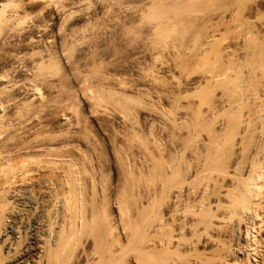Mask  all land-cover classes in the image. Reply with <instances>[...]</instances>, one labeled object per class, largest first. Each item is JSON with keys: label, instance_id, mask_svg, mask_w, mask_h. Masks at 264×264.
<instances>
[{"label": "rangeland", "instance_id": "1", "mask_svg": "<svg viewBox=\"0 0 264 264\" xmlns=\"http://www.w3.org/2000/svg\"><path fill=\"white\" fill-rule=\"evenodd\" d=\"M58 219L70 264H261L264 0H0V264Z\"/></svg>", "mask_w": 264, "mask_h": 264}, {"label": "bare ground", "instance_id": "2", "mask_svg": "<svg viewBox=\"0 0 264 264\" xmlns=\"http://www.w3.org/2000/svg\"><path fill=\"white\" fill-rule=\"evenodd\" d=\"M21 63V62H20ZM23 64V63H22ZM27 64V63H26ZM29 64V63H28ZM22 66H26V65H22ZM21 65H17L16 67L17 68H15L14 69V72H13V70L11 71V72H13V73H11L12 74V76H13V78L14 77H23L24 75H26L27 74V72L25 71L26 69H24V67H22ZM25 68H27V66L25 67ZM10 74V73H9ZM10 74V75H11ZM12 76H11V78H12ZM14 80V79H13ZM15 81V80H14ZM252 182H255V181H252ZM248 184H249V182H247ZM256 183V182H255ZM255 183H253V185L252 186H254L255 185ZM251 184V183H250ZM258 184V183H257ZM256 184V185H257ZM259 185V184H258ZM257 185V186H258ZM251 186V187H252ZM255 188V187H254ZM251 189V188H250ZM249 189V190H250ZM247 190V189H246ZM255 190H256V188H255ZM243 191V190H242ZM254 191V190H253ZM250 192V191H249ZM252 192V191H251ZM254 193H255V191H254ZM253 193V194H254ZM248 194V193H247ZM246 194V195H247ZM251 194V193H250ZM239 195V194H238ZM252 195V194H251ZM255 195V194H254ZM255 198V197H254ZM249 200H250V198H249ZM249 202H252L251 200L249 201ZM233 204H234V202H233ZM232 204V205H233ZM253 207H255V206H253ZM234 208V207H233ZM77 210V209H76ZM240 211V210H239ZM250 211V210H249ZM242 212V211H241ZM258 212V211H257ZM79 213V212H78ZM77 213V214H78ZM239 214V213H238ZM241 214V213H240ZM248 214V213H247ZM76 215V214H75ZM81 215V214H80ZM244 215V214H243ZM257 215V214H256ZM245 217V216H244ZM251 216H249V218H250ZM64 219V218H63ZM63 219H62V221H63ZM77 219V218H76ZM248 219V218H247ZM260 219V218H259ZM59 220V221H58ZM57 220V222L55 223V224H46V226H45V232H46V242L48 243V245L47 246H49V256H48V260L46 261V259L44 260V261H46L45 263H43V264H57V263H59V262H57V261H60V263L61 264H70V260H71V257H72V255H73V253L75 252V248H78V247H76V245H77V240L80 238V234H83V233H80V227H81V232L82 231H84V230H86V229H84L86 226H85V224H79V222L78 223H70L69 224V222H68V226H70L69 227V232H68V234H67V230H65L64 229V231H66V235L65 234H63L64 236H61L60 235V233H61V231H59V230H62V226H65L64 224L61 226V224H62V221H60V219H58ZM66 220V219H65ZM246 220V219H245ZM67 221V220H66ZM72 222V221H71ZM76 222H77V220H76ZM262 222V221H261ZM83 223H85V222H83ZM238 223V222H237ZM72 224V225H71ZM94 224V223H93ZM190 224V223H189ZM240 224V223H239ZM249 224V223H248ZM139 225H141V224H139ZM143 225V224H142ZM110 226V225H109ZM124 226V225H123ZM130 226V225H129ZM148 226V225H147ZM247 226V230H246V234H247V237L248 236H251L252 235V229H250L249 227H248V225H246ZM62 227V228H61ZM67 227V226H66ZM65 227V228H66ZM105 227V226H104ZM141 227V226H140ZM232 227V226H231ZM259 227V226H258ZM15 227H10V226H8L7 228H5V230H4V236L5 237H7V236H14L15 237V239H17V238H19L17 235H18V231L16 230V229H14ZM117 228V227H116ZM122 228V227H121ZM128 228V227H127ZM127 228H126V230H127ZM145 228H147V227H145ZM149 228V227H148ZM239 228H241V227H239ZM260 228V227H259ZM84 229V230H83ZM105 229V228H104ZM115 229V228H114ZM125 229V228H124ZM255 228H253V230H254ZM25 231H26V229H24ZM119 230H120V228H119ZM146 230V229H145ZM150 230V229H149ZM151 230H152V227H151ZM156 230V229H155ZM186 230V229H185ZM232 230H234V229H232ZM236 230H238V229H236ZM256 230V229H255ZM87 232V231H86ZM91 232H92V230H91ZM119 232V231H118ZM235 232V231H234ZM242 232V231H241ZM85 233V232H84ZM115 233V232H114ZM161 233V232H160ZM233 233V232H232ZM239 233V232H238ZM91 234V233H90ZM93 234V233H92ZM111 234V233H110ZM147 234V233H146ZM234 234V233H233ZM29 235H30V239L29 240H26L25 242H24V244H23V248H22V252L20 253V256L18 257V258H16V259H14V262H18L19 264H27L26 262L27 261H30V264H37L38 263V261H40V259H41V256L44 254V246H42L41 245V240H40V237L38 236V232H37V234L35 233V229H33V230H31L30 232H29ZM86 235V234H85ZM84 235V236H85ZM117 235V234H116ZM145 235V234H144ZM158 235V234H157ZM171 235H172V233H171ZM83 236V235H82ZM83 236V237H84ZM119 236H120V234H119ZM131 236V235H130ZM148 236V235H147ZM237 236V235H236ZM255 236V235H254ZM83 237H81V238H83ZM90 237V236H89ZM94 237V236H93ZM143 237V236H142ZM145 237H146V235H145ZM235 237V236H234ZM108 238H111V237H109L108 236ZM249 238V237H248ZM254 238V237H253ZM257 238V237H256ZM255 238V239H256ZM90 239V238H89ZM117 239V238H116ZM119 239H120V237H119ZM145 239V238H144ZM144 239H142L143 240V243H144ZM147 239V238H146ZM250 239V238H249ZM248 239V240H249ZM80 240V239H79ZM124 240H126L125 238H124ZM123 240V241H124ZM262 240V239H261ZM81 241V240H80ZM79 241V242H80ZM109 241V240H108ZM153 241H155V240H153ZM158 241H160V240H158ZM171 241V240H170ZM175 241V240H174ZM177 241V240H176ZM251 241H253V240H251ZM258 241V240H257ZM90 242V241H89ZM121 242H122V240H121ZM136 242V241H135ZM164 242V241H163ZM162 241H161V243L163 244V245H165L164 243H163ZM248 242V241H247ZM259 242V241H258ZM257 242V243H258ZM264 242V241H263ZM46 243V244H47ZM110 243V242H109ZM122 243H124V242H122ZM142 243V242H141ZM140 243V244H141ZM165 243H166V241H165ZM179 243V242H178ZM249 243H250V240H249ZM254 243H256V242H254ZM261 243V242H260ZM93 244V243H92ZM152 245L153 243H147V245ZM162 244H161V246H162ZM167 245H168V243H166ZM246 244V243H245ZM253 244V243H252ZM111 245V244H110ZM123 245V244H122ZM154 245V244H153ZM159 245H160V243H159ZM158 245V246H159ZM171 245V244H170ZM249 245V244H248ZM255 246H256V244H254ZM261 245V244H260ZM79 246V245H78ZM109 246V245H108ZM139 246V245H138ZM138 246L137 247H135L136 249L138 248ZM146 246V245H145ZM157 245L155 246V247H158ZM173 246V245H172ZM81 247V246H80ZM114 247H115V244H114ZM119 247V246H118ZM121 247V246H120ZM133 247V246H132ZM144 247V246H143ZM142 247V248H143ZM154 247V246H153ZM153 247H151L150 246V248H153ZM165 247V246H164ZM168 247V246H167ZM166 247V248H167ZM235 247V246H234ZM263 247H264V245H263ZM81 248H83V247H81ZM148 248V247H147ZM149 248V249H150ZM170 248V247H169ZM96 249V248H95ZM136 249H133L132 248V254H133V251H134V256L132 255V257H129V259L130 258H132L131 260L132 261H130V260H128L129 261V263L131 262V264H157V263H164V261L162 260L163 259V257H164V255L160 252H150L149 250H148V252H144V248H143V250H141V251H139L140 249H138V250H136ZM262 249V248H261ZM261 249H259V248H255L254 249V254H256V256H258L259 258H260V260L261 261H259V262H261V264H262V262H263V264H264V250H261ZM90 250V249H89ZM114 250V249H113ZM117 250V249H116ZM135 250H136V252H135ZM147 250V249H146ZM155 250H156V248H155ZM239 250V249H238ZM78 251V249L76 250V252ZM92 252H93V250H91ZM103 251V250H102ZM118 251H119V249H118ZM131 251H129V252H131ZM138 251V252H137ZM165 251V250H164ZM232 251V250H231ZM75 252V253H76ZM166 252V251H165ZM229 252V251H228ZM240 252V251H239ZM242 252V251H241ZM240 252V253H241ZM85 253V252H84ZM91 253V252H90ZM90 253H88L87 255H90ZM128 253V252H127ZM180 253V252H179ZM230 253V252H229ZM228 253V254H229ZM232 253H233V251H232ZM64 254V257H61L62 255ZM92 254V253H91ZM165 254V253H164ZM172 254V253H171ZM184 254V253H183ZM187 254V253H186ZM228 254H226V255H228ZM253 254V255H254ZM76 255V254H75ZM75 255H73L74 257H76ZM94 255V254H93ZM126 254H121L120 252L118 253V252H116L115 253V250L114 251H110L109 250V252L106 254V255H101V257L99 258V260H97V261H99V263L98 264H119V263H121L120 261H122L123 259L124 260H127L128 258H124V256H125ZM130 255V254H129ZM166 255V254H165ZM233 255V254H232ZM81 256V255H80ZM91 256V255H90ZM100 256V255H99ZM180 256V255H179ZM182 256V255H181ZM234 256V255H233ZM237 256V255H236ZM249 256V255H248ZM74 257H72V258H74ZM128 257V256H127ZM228 257V256H227ZM231 257V256H230ZM235 257V256H234ZM251 257V256H250ZM255 257V256H254ZM77 258V257H76ZM233 258V257H232ZM236 258V257H235ZM44 259V258H43ZM79 260H80V258H78ZM95 259V258H94ZM175 259H176V257H175ZM174 259V260H175ZM180 259H181V257H180ZM224 259V258H223ZM230 259V258H229ZM249 259V258H248ZM74 260V259H73ZM96 260V259H95ZM122 261V263L121 264H124V262L125 261ZM171 260V259H170ZM170 260H168V262L170 261ZM177 260V259H176ZM235 260V259H234ZM26 261V262H25ZM91 261V260H90ZM251 261V260H250ZM43 262V261H42ZM78 262V261H77ZM94 262H96V261H94L93 260V263ZM156 262V263H155ZM168 262H165V264H171L172 262V264H175L174 262L175 261H170L169 263ZM179 262V261H178ZM186 262H187V260H186ZM41 262H39L38 264H40ZM59 263V264H60ZM72 263V262H71ZM76 263V262H75ZM80 263V262H79ZM97 263H95V264H97ZM74 264V263H73ZM125 264H127V261L125 262ZM178 264V263H177Z\"/></svg>", "mask_w": 264, "mask_h": 264}]
</instances>
